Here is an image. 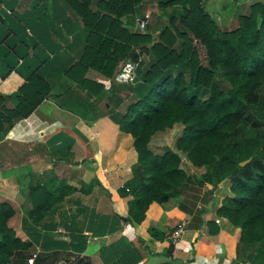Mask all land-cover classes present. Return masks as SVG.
<instances>
[{
	"label": "crops",
	"instance_id": "crops-1",
	"mask_svg": "<svg viewBox=\"0 0 264 264\" xmlns=\"http://www.w3.org/2000/svg\"><path fill=\"white\" fill-rule=\"evenodd\" d=\"M252 1L204 0V5L219 27L229 29L238 24L240 14L249 11ZM150 3L156 1L141 0L135 9ZM128 13L121 18L125 20ZM0 19H4L0 24V107L15 108L22 82L29 95L25 100L33 101L27 113L0 127V200L14 209L7 222L30 240L27 255L37 250L34 264H54L53 257L59 259L68 250L80 257L73 264H107L104 254H109L111 244L123 255L135 250L131 264H264L259 255L260 250L264 254V239L241 243L240 227L216 212L222 196L231 194V177L215 185L197 181L205 166L192 164L183 151H179L180 165L187 178L178 193L152 202L144 221H129L128 190L123 185L132 186L140 168L134 161L133 135L118 127L115 114L129 93L141 92L142 86L132 80L110 82L98 70L87 68L83 75L103 84L95 95L67 75L65 69L77 58L85 30L65 0H0ZM113 85L121 89L113 91ZM182 126L177 121L157 129L148 147L155 152L164 145L174 147ZM47 168L77 188L33 221L28 216L29 180L31 173ZM95 174L100 182L81 190L82 182ZM180 220L183 230L172 242L167 233ZM52 223L54 227L48 225ZM148 226L162 235L151 234ZM47 232L62 236L65 242L58 244ZM76 233L86 235L79 250L68 243ZM53 251L58 253L42 256Z\"/></svg>",
	"mask_w": 264,
	"mask_h": 264
},
{
	"label": "trees",
	"instance_id": "trees-1",
	"mask_svg": "<svg viewBox=\"0 0 264 264\" xmlns=\"http://www.w3.org/2000/svg\"><path fill=\"white\" fill-rule=\"evenodd\" d=\"M140 1L65 0L78 14L85 30L79 54L65 71L95 95L103 84L84 76L87 68L109 77L115 72L119 58L129 54L133 43L151 40L147 49L153 59L140 72L136 67L141 75V92L138 90L140 93L137 91L125 109L115 114L118 127L133 135L134 161L140 168L139 178L132 186L127 185V218L142 222L152 202H162L178 193L187 178L180 165L179 151H183L192 164L205 166L197 181L215 185L231 177V194L222 196L216 212L240 227L239 241L248 244L264 239V157L263 166L255 173H245L244 165L239 163L246 157L250 163L264 152V129L257 138L241 139L236 152H228L226 145L229 129L245 102V93L255 81L264 79V1H252L249 11L238 16V24L225 29L210 15L204 0H155L162 7L174 5L175 10L154 38L150 34H135L123 25L122 15L134 11ZM197 44L205 49V62ZM23 83L17 88L15 108L0 107V127L27 113L33 105V101L25 100L29 95L21 88ZM119 89L120 85L112 87L113 91ZM253 110L264 122V98L253 104ZM177 121L183 126L174 147L164 145L160 152L151 150L147 144L151 134ZM94 182H100L96 174L88 182H82L80 189L88 191ZM76 188L58 178L50 168L31 173L28 216L38 221L48 208ZM13 211L8 201L0 200V264L28 263L30 240L21 236L19 227L7 222ZM148 229L155 236L162 235L152 226ZM50 233L45 235L52 236L58 244L65 242L62 236ZM85 238V234L76 233L69 236L68 243L79 250ZM109 247V254H104L107 264L133 263L135 250L123 255L113 244ZM55 253L58 251L42 256ZM53 259L54 264H73L80 257L68 250L61 258Z\"/></svg>",
	"mask_w": 264,
	"mask_h": 264
},
{
	"label": "rangeland",
	"instance_id": "rangeland-1",
	"mask_svg": "<svg viewBox=\"0 0 264 264\" xmlns=\"http://www.w3.org/2000/svg\"><path fill=\"white\" fill-rule=\"evenodd\" d=\"M11 8V5L8 6ZM4 8V6H3ZM147 9V10H146ZM161 9V10H160ZM3 12L6 14L5 10L2 9ZM175 10L174 5H166V8L162 7L159 4H149L147 8H138L132 12H129L125 20L126 24L123 22V25L128 28L129 31L135 34H145L151 35L152 38L158 35L160 28L168 22L169 15L171 12ZM135 16H145L147 19V23L144 27L140 28L135 23ZM4 22V19H0V24ZM137 43L132 44V49L129 54H126L119 58L115 70L118 68L119 63L126 58H133L132 56L135 55L136 58L134 60L137 61V68L142 70L145 66H148L150 61L153 59L152 55L148 51V46L151 44V40L145 41L146 39H139ZM197 50L200 55L202 62H205V49L201 44H197ZM139 63V64H138ZM175 70V68L173 69ZM139 76V77H138ZM140 74H138V70L136 69L134 78L132 81L133 84L136 85L140 79ZM109 80L116 81L113 79V75L109 76ZM110 85V83H109ZM200 93V88L197 89ZM206 91V90H205ZM137 94L129 93V96L126 97V100L122 103L121 108L122 110L127 106L128 102L133 100ZM260 98H264V79H259L255 81L250 89L245 93V102L240 106L237 111V118L235 123L230 127L229 134L226 139V145L228 152H236L239 141L246 137H259L264 129V122H262L255 114L253 110V104L256 103ZM264 152L253 158V161L249 163V159L245 160L242 165H244L243 170L248 173H255L260 170L263 166V158ZM247 158V157H246ZM243 158L242 160L246 159ZM65 179V178H63ZM66 180V179H65ZM29 250V249H28ZM259 255L264 257L263 252H259ZM56 262V261H55Z\"/></svg>",
	"mask_w": 264,
	"mask_h": 264
},
{
	"label": "built area",
	"instance_id": "built-area-1",
	"mask_svg": "<svg viewBox=\"0 0 264 264\" xmlns=\"http://www.w3.org/2000/svg\"><path fill=\"white\" fill-rule=\"evenodd\" d=\"M135 23L138 27L142 28L146 25L147 19L145 16H135ZM137 67V61L131 58L123 59L120 63L118 68L113 73V79L116 81H131L134 78L135 71ZM126 190H128L127 185H123ZM183 221H178L175 225L171 228V230L167 233L168 238L170 241L174 242L179 239L181 232L183 230ZM59 228L61 224H58ZM37 254V250L33 249L27 255L28 263H33L35 260V256Z\"/></svg>",
	"mask_w": 264,
	"mask_h": 264
},
{
	"label": "water",
	"instance_id": "water-1",
	"mask_svg": "<svg viewBox=\"0 0 264 264\" xmlns=\"http://www.w3.org/2000/svg\"><path fill=\"white\" fill-rule=\"evenodd\" d=\"M92 158H93V156H92ZM248 159H249V157H247V158L244 159V160H240L239 163L242 164L245 160H248ZM66 161H69V160L66 159ZM73 162L78 163V162H79V159H74ZM123 218H125V216H123Z\"/></svg>",
	"mask_w": 264,
	"mask_h": 264
}]
</instances>
